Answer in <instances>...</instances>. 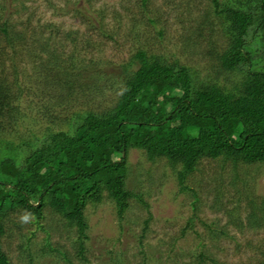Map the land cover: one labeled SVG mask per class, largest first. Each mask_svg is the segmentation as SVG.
Returning a JSON list of instances; mask_svg holds the SVG:
<instances>
[{
	"label": "trees",
	"instance_id": "obj_1",
	"mask_svg": "<svg viewBox=\"0 0 264 264\" xmlns=\"http://www.w3.org/2000/svg\"><path fill=\"white\" fill-rule=\"evenodd\" d=\"M13 1H0V70L5 69L6 60L18 61L13 62V81L0 73V145L8 150L0 158V264H12L2 242L13 224L12 215L18 213L31 216L36 226L35 231L22 236L23 251L30 262L34 259L31 241L37 230H42L46 237L40 252H55L68 264L73 263L51 242V233L58 231L57 224L69 234L76 230V257L88 262V206L109 201L121 221L133 200L150 207L144 202V194L128 184L133 151L140 152L150 164L165 161L177 180L178 192L190 190L196 201L197 194L186 181L204 160L220 161L222 169L230 165L234 187L240 166L264 168V0H211L229 41L228 47L217 53L220 68L242 77L233 86L202 80L199 71L179 61L169 62L139 49L121 65L117 102L100 112H71L65 106L71 99L79 101L80 95L102 94L109 86L101 60L82 57L77 36L72 32L61 34L51 23L45 29L23 23L31 29L30 35L18 30L9 15L21 14L27 7H15V12L9 14ZM147 1L142 0V4L147 5ZM202 29H195L200 37ZM60 35L63 40L58 42ZM68 41L73 44L71 49H66L70 46ZM212 41L208 42L214 55ZM23 48L27 49L29 61ZM8 50L14 53L10 55ZM20 64L25 72L27 65L33 67L34 77L29 78H35L39 94L46 96L53 91L56 101L37 111L38 118L43 116L51 123L42 135L34 134L15 143L3 136L9 131L17 132L25 117L18 106L26 92L18 81L24 72L20 71ZM88 80L93 83L88 84ZM99 81L104 82L102 86ZM240 190L246 196V217L241 214L242 200L238 199L232 209L224 205L222 186L216 190L214 203L221 206L217 210L225 211L228 224L241 232L264 230V196H254L246 184ZM151 218L149 215L145 220L143 233ZM192 222L190 218L182 236L186 229L193 228ZM206 226L217 235L211 228L213 224ZM141 253L146 264L145 252ZM207 260L212 259L201 252L196 264H206ZM259 264H264V260Z\"/></svg>",
	"mask_w": 264,
	"mask_h": 264
},
{
	"label": "rangeland",
	"instance_id": "obj_2",
	"mask_svg": "<svg viewBox=\"0 0 264 264\" xmlns=\"http://www.w3.org/2000/svg\"><path fill=\"white\" fill-rule=\"evenodd\" d=\"M224 1L219 0L220 3ZM11 3L9 14L15 12V7L21 8L23 4L27 7L21 14L9 15L18 25V30L30 35L31 29L26 28L29 23L31 28H44L51 23L61 34L72 32L77 36L82 57L95 58L103 63L109 86L102 94L89 93L80 95L79 101H67L69 104L65 108L71 112L91 109L100 112L113 107L121 93V65L130 61L139 49L157 54L169 62L179 61L199 71L202 80L217 81L228 88L242 78L237 73L232 75L220 68L218 54L228 47L229 41L221 28V21L213 12L211 0H148L147 5H143L142 0H14ZM198 26L203 28V37L195 32ZM100 27L104 32L100 31ZM61 40L63 36L60 35L57 41ZM209 40L215 44L214 55L210 53L212 46ZM68 43L70 46L66 49H71L73 44ZM2 46L5 47L4 44ZM24 50L27 57V49ZM7 52L10 55L14 53L12 50ZM14 61L6 60L5 69L0 70L11 81ZM15 62L18 63L17 60ZM22 66L20 64V71L24 72L18 76V81L26 92L19 99L18 106L25 117L17 132L9 131L2 135L7 141L15 143L34 134L42 135L51 123L39 114L38 118L37 111L53 106L56 101L53 91L46 96L39 94L35 78H29L34 77L33 67L25 65V72ZM92 83L88 80V84ZM103 83L99 81L98 85ZM6 151V147L0 145V158L7 154ZM129 161L133 166L129 187L143 193L144 202L150 207L133 200L121 221L115 205L109 201L88 206V262H81L76 257L77 251L73 247L78 237L76 230L69 234L61 228V224H57L60 229L51 233V242L67 254L72 264H143L141 251L147 257L144 260L146 264H196L201 252L208 253L212 259L206 264H259L264 260V230L246 229L241 232L235 229L228 224L229 217L225 211L217 210L221 206L214 203L216 190L222 186L224 205L232 209L238 204V199L242 200L239 202L241 214L246 217V196L240 193V189L246 184L254 196H264V168L240 166L237 170L239 180L234 187L232 181L235 176L230 165L222 169L220 161L204 160L186 181V185L196 192V201L192 191L178 192L177 180L165 161L150 164L138 151L131 153ZM149 215L152 216L149 228L143 233L144 222ZM190 218H193V228L186 229L182 236ZM12 219L13 224L2 242L12 264H68L58 253L44 255L40 252L46 237L42 230H37L31 241L34 259L30 262L23 251L25 239L22 236L36 230L33 218L18 213L12 215ZM45 222L46 226L48 221ZM212 224L216 236L206 226ZM222 230L226 234H221Z\"/></svg>",
	"mask_w": 264,
	"mask_h": 264
}]
</instances>
